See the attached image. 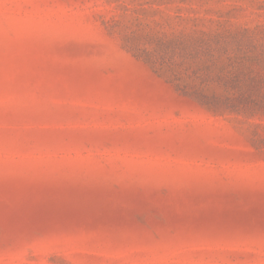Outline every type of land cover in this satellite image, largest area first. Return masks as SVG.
Instances as JSON below:
<instances>
[{"label":"rangeland","instance_id":"obj_1","mask_svg":"<svg viewBox=\"0 0 264 264\" xmlns=\"http://www.w3.org/2000/svg\"><path fill=\"white\" fill-rule=\"evenodd\" d=\"M0 264H264V0H0Z\"/></svg>","mask_w":264,"mask_h":264}]
</instances>
